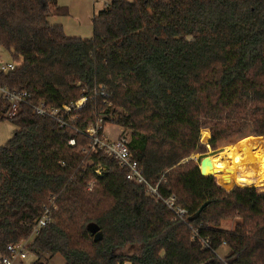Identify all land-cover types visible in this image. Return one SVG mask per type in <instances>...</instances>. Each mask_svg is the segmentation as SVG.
Here are the masks:
<instances>
[{"label":"trees","instance_id":"1","mask_svg":"<svg viewBox=\"0 0 264 264\" xmlns=\"http://www.w3.org/2000/svg\"><path fill=\"white\" fill-rule=\"evenodd\" d=\"M67 14L58 0H0V45L17 64L0 73V86L33 94L12 118L0 96V120L16 124L0 146L1 254L27 240L49 208L52 220L29 243L32 264L58 254L63 264H264L254 148L264 139V0H110L93 16L90 38L50 21ZM246 88L255 129H229ZM83 96L85 107L67 127L30 104ZM99 117L129 131L146 180L163 196L176 194L195 238L116 159L92 148L83 132ZM206 127L213 148L233 146L237 179L225 171L203 175L191 158L205 147ZM238 178L249 185L227 190L217 182ZM89 223L102 240L94 241ZM221 245L229 248L223 257Z\"/></svg>","mask_w":264,"mask_h":264},{"label":"built area","instance_id":"2","mask_svg":"<svg viewBox=\"0 0 264 264\" xmlns=\"http://www.w3.org/2000/svg\"><path fill=\"white\" fill-rule=\"evenodd\" d=\"M16 67L17 64L13 61L0 62V73H7L14 70ZM0 91L3 98L10 104L6 113V116L9 118L17 114L21 103L30 102L33 98V94L27 90L20 91L17 89H10L6 86H0ZM86 101L87 97L83 96L74 101L64 102L58 106H49L44 100L30 104L34 112L49 116L57 120L61 127H67L70 126V122L78 118L79 112L82 111L86 105ZM83 133L90 137L92 141L91 146L94 150H102L107 156L116 159L119 166L126 170V178L128 180L139 185H144L148 195L152 196L157 201H162L165 206L171 210L174 219L187 223L193 231V238L197 236V231L189 223V211L178 203L176 194L173 193L168 196H163L158 190V185H153L146 180L143 168L129 148L130 139L127 131L123 130L117 138L110 139L105 132L104 119L103 117H99L95 122L88 125ZM69 143L75 144V139L71 138ZM102 170L103 168L100 167L96 169V172L101 173ZM91 184H93V181L90 182L89 188H91ZM51 220V211L47 208L41 217L36 220L31 236H36ZM31 236L27 240L9 244L7 246V254L1 257L2 264H13L17 259L26 258ZM204 244L208 245L206 240H204Z\"/></svg>","mask_w":264,"mask_h":264},{"label":"rangeland","instance_id":"3","mask_svg":"<svg viewBox=\"0 0 264 264\" xmlns=\"http://www.w3.org/2000/svg\"><path fill=\"white\" fill-rule=\"evenodd\" d=\"M58 1H59L60 5L67 6L69 8V14L64 15V16H60L65 21H67L66 23H68V27H70V25L73 26L74 23L78 21V17L80 19H84V22L82 24L84 26V29H82L81 32H78L79 34H77V35L79 37H83V38L92 37V35H93V25H92V20H91L92 13L94 10L97 12L99 9L103 8L106 0H98L96 2L94 0H58ZM66 31L70 32V30H66ZM72 35H75V34H72ZM10 61H14L12 58V55L0 45V62H10ZM0 96H1V91H0ZM227 123H228L229 129L234 128V129L240 130L245 125H253V127L255 129L254 103L252 101V95H251V89L250 88L245 89V104H244V106L242 108L236 110L232 114H230L227 117ZM15 129H16V124L13 123L10 119L0 120V146L4 145L13 136ZM203 129L208 130L209 139L207 141H204L201 137V141L205 147L203 149L199 150V152H197L191 156V158L194 161L198 162L200 165L201 159L203 157L219 154L220 152L224 151L227 147H231V151L234 154V159L236 158V154H235V151H234L232 145H228V146H225L224 148L220 149L219 148L220 142H219L217 144L216 148H213L209 144V140L211 137L209 128L206 127ZM122 131H123V129H122V126H120V125H117L115 123H110V122L105 124V132L110 139L117 138V136ZM127 132L129 133V131H127ZM201 136H202V131H201ZM255 143H256V146L258 147L257 148L258 154H256V156L258 155L257 160H258V163L260 165V175H259V178H260L259 183H260L262 181L264 182V168H263V164L261 163V158H260L264 154V144L261 140L255 141L254 142V148L256 147ZM255 153H256V150H255ZM217 182H218V184L225 186L224 188L227 187L226 188L227 190H230L235 185H238V186L249 185V184H244V185L238 184L239 178H238V181H235V182L228 184V185L223 184L218 180H217ZM256 187H258L262 190L264 189V185H258ZM229 224H230L229 221H224L222 223V226L228 227ZM34 237L35 236H31L30 242L33 240ZM228 251H229V248L226 245H221L217 249V253L221 257L225 256L228 253ZM27 255H28L27 256L28 258L25 260L26 264H31L34 261H36L37 257H35V255L33 254V252L31 251V249L29 247L27 248ZM43 261L46 262L47 264H59L60 262L64 263V258L58 254L54 257L47 256V258H43ZM126 264H129V263H126Z\"/></svg>","mask_w":264,"mask_h":264},{"label":"bare ground","instance_id":"4","mask_svg":"<svg viewBox=\"0 0 264 264\" xmlns=\"http://www.w3.org/2000/svg\"><path fill=\"white\" fill-rule=\"evenodd\" d=\"M201 137L204 141H207L209 139V132L207 129L202 130ZM261 141L264 144V139ZM260 158L264 168V154ZM210 159L212 161V169L210 171L211 174L225 171L234 174V176L237 178L235 159L234 154L231 151V147H227L224 151L220 152L219 154L210 156ZM257 184L264 185V182L262 181Z\"/></svg>","mask_w":264,"mask_h":264},{"label":"crops","instance_id":"5","mask_svg":"<svg viewBox=\"0 0 264 264\" xmlns=\"http://www.w3.org/2000/svg\"><path fill=\"white\" fill-rule=\"evenodd\" d=\"M95 2L96 1H98V0H94ZM110 0H106V2H105V5L109 2ZM104 5V6H105ZM102 9V8H101ZM101 9H99V10H101ZM98 10V11H99ZM97 11V12H98ZM95 10L93 11V13H92V17H91V20H92V18H93V16L97 13ZM50 21H51V23H53V24H62L63 25V27H64V29H65V31L66 30H70V32H67L66 31V33L68 34V35H72V34H75V35H72V36H77V37H79L77 34H79L78 32H81V30L82 29H84V26L82 25L83 24V22H84V19H80L79 17H78V21L77 22H75L74 23V25L73 26H71L70 25V27H68V23H66L67 21H65L63 18H61L60 16H58V15H55V16H52L51 18H50ZM70 28V29H69ZM70 35V36H71ZM34 255H35V257H37L36 256V254L35 253H33ZM28 256V255H27ZM1 257H2V254H1V250H0V264H2V260H1ZM28 257H26V258H23V259H17V260H15L14 261V263L13 264H26V262H25V260L27 259ZM32 264V263H31ZM59 264H63V263H59Z\"/></svg>","mask_w":264,"mask_h":264},{"label":"water","instance_id":"6","mask_svg":"<svg viewBox=\"0 0 264 264\" xmlns=\"http://www.w3.org/2000/svg\"><path fill=\"white\" fill-rule=\"evenodd\" d=\"M212 169V161L210 159V156H205L201 159L200 162V170L203 175H212L210 173ZM204 206L195 214V217L201 212ZM88 229L91 231V233L94 235V241H100L103 238V233L100 230L99 226L96 223H89Z\"/></svg>","mask_w":264,"mask_h":264}]
</instances>
